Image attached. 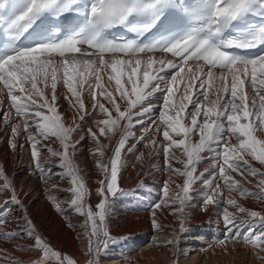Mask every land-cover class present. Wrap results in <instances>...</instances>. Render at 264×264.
I'll use <instances>...</instances> for the list:
<instances>
[{"label":"snow or ice","instance_id":"obj_1","mask_svg":"<svg viewBox=\"0 0 264 264\" xmlns=\"http://www.w3.org/2000/svg\"><path fill=\"white\" fill-rule=\"evenodd\" d=\"M114 29L126 35L117 38ZM0 32V119L11 130L9 147L15 153L25 147L20 139L26 140L33 167L46 184L52 175L69 179L68 203L62 206L51 196L49 201L73 231L70 214L83 218L78 238L87 241L86 264H101L110 245L122 241L110 234L107 219L114 199L135 194L119 188L117 180L134 122L145 125L138 142L152 152L161 150L169 172L183 178L174 189L165 182L164 199L154 205L151 217L153 230L162 231L155 210L168 208L180 225L163 245L173 248V264L188 232L187 208L197 180L207 189L199 194L202 210H216L224 225V237L214 244L225 255L229 241L264 252V212L249 210L231 196L235 192L264 202V54H247L264 48V0H7L0 7ZM61 95L73 110L70 122L59 112ZM85 95L92 112L103 117L94 120L97 131L88 129L96 143L91 150L95 167L104 177L95 206L87 203L89 190L73 159L80 143L75 139L78 121L88 115ZM157 108L158 117L147 123ZM117 132L120 138L105 164L109 145L100 137L111 140ZM51 143H58L59 150ZM44 151L49 162L59 161L61 172L43 166ZM127 151L134 152L135 145ZM205 154L215 157L214 171L197 176ZM249 177L258 192L243 187L253 183ZM221 184L229 194L226 200ZM0 197H6L0 200V243L38 253L30 264H77L37 230L3 166ZM17 210L23 223L15 221ZM10 226L16 230L3 231ZM25 240L31 245L18 243ZM202 250L211 252L213 245ZM0 259L25 264L3 248Z\"/></svg>","mask_w":264,"mask_h":264},{"label":"bare ground","instance_id":"obj_2","mask_svg":"<svg viewBox=\"0 0 264 264\" xmlns=\"http://www.w3.org/2000/svg\"><path fill=\"white\" fill-rule=\"evenodd\" d=\"M89 2V0H87ZM63 89L58 88V93H62ZM86 105H88V115L84 121H78L80 128L78 134H75V139L80 141L76 146V152L73 157L74 162L80 169V175L83 177L86 187L89 190L87 203L95 206L101 197L97 195L100 188L99 181L103 179V175L95 167V160L91 154V150L96 148V143L88 136V129L97 131L94 120L102 119L98 113H93L90 104L91 101L87 95L84 97ZM160 100H154V104H159ZM59 112L65 116L67 121H71L72 109L69 107L63 95L58 100ZM6 110V106H5ZM159 109L157 108L152 119L146 118L147 123L151 124L152 120L158 117ZM145 125L135 124L129 129L131 135L126 142V149L122 151L123 166L118 173V187L126 191L134 190L135 194L130 197L116 198L112 204V211L107 219V225L110 234L113 237L122 238V241L115 245H110L108 255L102 256L101 264H173L176 256L173 254L171 246L164 247V242L172 238L171 233L178 231L179 223L173 215H170L168 208L157 209L156 219L161 226L162 231L157 232L151 227V217L153 210L147 213H134L127 208L128 204L137 207L142 205L146 197L153 194L163 196V187L165 182L170 183V189H174L176 184L182 183L183 178L176 177L169 172L165 166V158L163 152L159 149L152 152L150 147L146 148L142 143L138 142L139 137L145 135ZM10 128H5L0 119V166L5 168L6 174L13 181L18 193L21 194L29 217L34 222L37 230L50 243V245L63 254L69 255L77 261V264H86L89 259L84 254L87 241L83 238H78L83 232L81 227L83 218L70 214L71 223L76 228L73 231L68 227V222L55 211V207L49 201V197H55L62 205H66L70 200V182L68 178L60 179L57 175H52L47 179V184L41 179L40 174L35 171L33 162L30 156V147L27 141L20 139L19 143L24 144L23 149H17L14 153L8 144L10 139ZM81 137L84 139L81 140ZM120 138V133L117 132L111 136V140L100 137V143L109 145L105 151L103 162L109 163L113 149L117 145ZM162 142V137L159 138ZM47 143V142H46ZM135 145V151H127L128 147ZM51 147L59 150L58 143H51ZM152 152L151 155L149 153ZM176 155L180 154V150L173 149ZM143 153V160L138 159L139 154ZM171 154V153H170ZM44 167H51L53 173H59L62 170L57 167L59 161L52 159L49 162V156L46 151L41 157ZM252 165L258 169L261 168L258 162L250 161ZM173 167L180 168V164H173ZM215 157L211 154H205V158L197 164V173H211L214 171ZM210 178L208 175L205 179ZM236 179H240L238 176ZM252 184L244 183L243 187L248 188L251 192H258L255 179ZM175 183H172V182ZM56 185V190L52 186ZM143 185V187H141ZM221 190L224 193L223 199L229 197L227 189L221 184ZM203 182L197 180L194 184L192 192L191 205L187 208L189 221L187 223L188 232L181 239L178 253V264H264V252L254 253L253 250L245 244L229 241L227 243V255L216 246L214 242L217 239H222L225 235L224 225L219 219L216 210L209 208V211L202 210L201 201L203 197L200 193L206 192ZM145 194V196H144ZM140 195V196H139ZM238 203L247 207L249 210H257L264 212V202L253 198H242L237 193L231 194ZM6 197H0V200ZM110 200L113 198L109 197ZM151 199V198H150ZM163 201V200H162ZM146 203V202H145ZM148 207V206H147ZM232 209H230L231 211ZM222 211V210H221ZM21 213L19 210L15 212V221L20 220ZM238 219H249L247 216H239ZM214 223H208V221ZM13 227L4 228L3 231H15ZM26 247L31 245V241H18ZM160 246L157 247L156 245ZM213 245V251H203ZM0 248L6 249L12 256L22 259L25 264H30V261L38 258V253L21 252L16 250L15 245L8 243H0ZM196 254H192V253ZM0 264H7L6 261L0 259Z\"/></svg>","mask_w":264,"mask_h":264},{"label":"rangeland","instance_id":"obj_3","mask_svg":"<svg viewBox=\"0 0 264 264\" xmlns=\"http://www.w3.org/2000/svg\"><path fill=\"white\" fill-rule=\"evenodd\" d=\"M144 196H145V194H144ZM163 199H164V197L161 196L160 194H155V195L152 194L151 197L150 196L146 197V200H144L142 205L140 204L137 207H134L133 205L128 204L127 208L130 209V211L134 212V213H147L150 210H153L154 209V205L157 204V203L162 202ZM208 223L211 224V223H214V222L211 220V221H208ZM192 254H196V253L194 252Z\"/></svg>","mask_w":264,"mask_h":264}]
</instances>
